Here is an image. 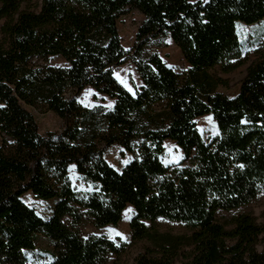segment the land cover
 Here are the masks:
<instances>
[{"label":"trees","instance_id":"trees-1","mask_svg":"<svg viewBox=\"0 0 264 264\" xmlns=\"http://www.w3.org/2000/svg\"><path fill=\"white\" fill-rule=\"evenodd\" d=\"M129 10L143 20L125 50L117 25ZM261 21L264 0H0V264H30L39 236L51 251L37 264H107L145 242L130 264H264V211L263 224L224 216L264 192V51L233 98L210 73L244 64L236 25ZM167 38L184 75L154 50ZM127 61L141 81L133 93L114 76ZM85 88L111 107L83 106ZM26 108L52 112L62 128L41 135ZM204 115L217 128L208 142L196 127ZM166 141L183 155L169 166L160 159ZM112 145L132 155L121 170L104 159ZM70 166L92 191L72 187ZM27 193L55 201L50 219L23 202ZM128 207V244L84 236L85 226L118 224ZM159 219L188 234L159 232Z\"/></svg>","mask_w":264,"mask_h":264},{"label":"rangeland","instance_id":"rangeland-1","mask_svg":"<svg viewBox=\"0 0 264 264\" xmlns=\"http://www.w3.org/2000/svg\"><path fill=\"white\" fill-rule=\"evenodd\" d=\"M190 2H196L198 0H189ZM143 20L140 14H137L135 11H127L125 15L119 20L117 25V30L119 31V38L122 47L125 50H130L134 45V38L137 31L138 25ZM236 31L238 36V41L240 42V52L241 57L244 62L243 65L233 70L231 74L224 75L219 73L218 69L211 71L210 73L215 76H219L222 80L227 81V86H217V91L228 98H233L238 92L239 82L245 76V70L247 66L255 61L256 54L259 51H264V21L253 25H236ZM163 46L159 48H154L157 52L160 59L166 64L168 68L174 70L177 74L184 75L188 65L185 63L177 47L169 40L168 38L164 40ZM54 66L62 67L64 62L59 59L52 58L48 61ZM114 74L118 75L122 81H124L131 89L133 93V87H139L141 81L139 76L136 74L134 67L130 61L124 63V65L114 69ZM121 86L122 84L119 83ZM123 87V86H122ZM124 88V87H123ZM125 89V88H124ZM77 101L80 102L85 107H94V105H102L107 107L111 104L112 101L108 100L106 97L93 92L90 88H85L79 94ZM110 108V107H107ZM31 115L33 116L35 123L38 126V131L41 135H45L49 132H57L62 128L61 121L52 113L45 112L39 109H30L26 108ZM211 117L209 115H204L201 118L196 119V127L199 135H201L204 141L208 142L213 138L217 137V128L216 123L211 118L209 121L207 118ZM163 154L160 157L164 165H173L182 160L181 157L182 151L176 146V144L170 141H166L163 145ZM104 159L111 168L116 170H121L126 164L123 161L128 160L132 155L123 153L121 149L112 145L110 148L104 151ZM130 161V160H129ZM69 170V179L70 184L77 192H90L92 191V185L86 183L82 177H80L74 168H68ZM89 189H91L89 191ZM23 202H25L30 208H32L39 217L44 220L51 218V213L55 204V201H41L33 196L30 193H27L22 196ZM128 207L122 214L121 221L114 226H106L103 228L94 229L90 226H85L82 229L84 236L90 235H104L110 240H120L126 244L130 241V230H129V221L133 216L132 209ZM264 211V192L260 194L251 204L236 210L231 213H224V216L230 217L236 215V213H247L254 216L258 224H263V219L261 217L262 212ZM156 229L159 232L170 233L172 235H187L188 232L178 223H170L166 220L157 221L155 223ZM108 229H113L114 231L109 232ZM119 233V235H117ZM121 236L123 239H121ZM148 244L141 243L133 245L129 248L127 253L119 259H109L107 264H130L132 259L140 253L145 246ZM35 250L26 253L28 263L37 264L43 263L50 260L49 253L51 251L49 241L43 237L39 236L35 244ZM176 264H185L184 261L178 260Z\"/></svg>","mask_w":264,"mask_h":264},{"label":"snow or ice","instance_id":"snow-or-ice-1","mask_svg":"<svg viewBox=\"0 0 264 264\" xmlns=\"http://www.w3.org/2000/svg\"><path fill=\"white\" fill-rule=\"evenodd\" d=\"M204 3H207V0H204ZM114 76H115L116 80H117L119 83L122 84V86L125 88V90L129 91L130 93L132 92V89H131V88H130V87H129L124 81H122L118 75L114 74ZM107 107H111V104L107 105ZM207 119L210 121V120H211V117H208ZM241 123L243 124V123H245V121L242 120ZM181 158H182V157H181ZM129 160H131L130 157L128 158V160L123 161V163L127 164V163L129 162ZM74 167H75V166H70V168H74ZM240 167H243V166L241 165ZM90 190H91V189H89V191H90ZM127 211L130 212L131 209H128ZM108 231H109V232H112V231H114V230H113V229H108ZM117 235H119V233H117ZM85 239H87V237H85ZM121 239H123L122 236H121Z\"/></svg>","mask_w":264,"mask_h":264}]
</instances>
